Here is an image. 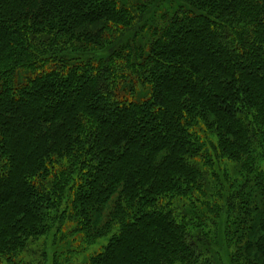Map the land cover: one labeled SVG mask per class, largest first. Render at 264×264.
Here are the masks:
<instances>
[{
  "label": "trees",
  "instance_id": "1",
  "mask_svg": "<svg viewBox=\"0 0 264 264\" xmlns=\"http://www.w3.org/2000/svg\"><path fill=\"white\" fill-rule=\"evenodd\" d=\"M223 251L264 264V0H0V264Z\"/></svg>",
  "mask_w": 264,
  "mask_h": 264
},
{
  "label": "rangeland",
  "instance_id": "2",
  "mask_svg": "<svg viewBox=\"0 0 264 264\" xmlns=\"http://www.w3.org/2000/svg\"><path fill=\"white\" fill-rule=\"evenodd\" d=\"M105 216H106V213L104 212V214H102V220L105 218ZM102 220H101V222H102ZM71 225V224H70ZM62 232H65L64 233V236L67 238V240L64 242V244H66L68 241H69V235L71 236V230H70V228H69V225L66 223L65 224V226H64V228H63V230H62ZM73 236H74V234H73ZM74 238H77V237H74ZM63 243V242H62ZM59 244L60 243H58V246H59ZM66 246H68V245H66ZM53 247V246H52ZM54 248V247H53ZM39 249H42V247H39ZM38 249V250H39ZM51 246H50V250H48V251H46V254H45V257L44 258H46V259H48V258H51ZM38 253V252H37ZM223 255H220V258L221 259H223V261H224V263H222V261H221V263L222 264H229L228 262H229V260L227 259V257H226V255H225V251H223ZM40 255L41 254H37V255H35L34 256V259L36 260V258H39L40 257ZM27 259V258H26Z\"/></svg>",
  "mask_w": 264,
  "mask_h": 264
}]
</instances>
